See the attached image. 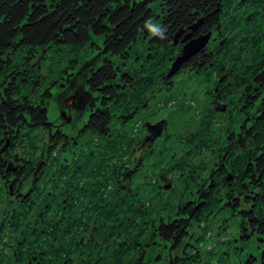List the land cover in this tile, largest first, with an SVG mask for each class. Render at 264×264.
<instances>
[{"label": "trees", "instance_id": "1", "mask_svg": "<svg viewBox=\"0 0 264 264\" xmlns=\"http://www.w3.org/2000/svg\"><path fill=\"white\" fill-rule=\"evenodd\" d=\"M199 20L193 38L214 31L224 50L196 52L174 75L213 69L231 76L232 60L242 68L232 79L236 86L247 83L245 76L264 85V67L247 70L241 53L231 51V25L237 29L246 20L252 55L264 47V0H0V187L13 197L0 209V264L31 260L28 246L50 253L60 248L50 263L90 254V264H145L144 244L151 248L155 238L167 244L157 264H212L194 230L206 234L205 223L222 211L233 219L238 241L256 249L243 264H264V106L252 128L232 132L231 171L221 166L172 211L164 207L152 216L150 200L131 188L137 135L120 126L147 109L150 93L170 85V64ZM86 46L96 59L80 69L85 119L69 135L49 122L47 109L56 91L60 101L70 92ZM207 118L195 128V151L207 147ZM177 164L181 176L186 162L180 157Z\"/></svg>", "mask_w": 264, "mask_h": 264}, {"label": "rangeland", "instance_id": "2", "mask_svg": "<svg viewBox=\"0 0 264 264\" xmlns=\"http://www.w3.org/2000/svg\"><path fill=\"white\" fill-rule=\"evenodd\" d=\"M91 42L101 44L100 39L95 35H91ZM207 42L204 46H211V48H214L218 44L217 38H213L212 40V36L209 42ZM136 46V48H139L137 50L138 53L143 50L138 43ZM260 46L257 49V54L252 55L254 52L251 53L252 51L250 50L249 53L246 51V55H243V59L249 56L248 59L251 62V66L257 65L264 59V47ZM77 56L79 65L76 69L77 72L80 71L82 64L86 60H92V63L96 59V55L87 46L80 50ZM207 70L204 69L197 73L184 71L180 75H174V77L170 78L171 83L169 82L170 85L168 87H166L167 85L161 86L158 90L148 95L147 109L138 114L136 121L133 122L135 120L133 119L127 125L120 126V129L133 128L134 134L137 135V140L135 139L136 142L134 141V147L131 151L133 156L130 167H133V171L135 172L132 174L131 188L133 187L141 200H150L151 206H149L148 210L152 216L158 215V211L165 212V210L160 211L164 207L172 211L173 207L182 203V201L178 202L180 199L184 200L188 195L192 197L195 194L196 188L200 185L204 186L205 181L210 178L209 172L214 167V163L219 156L217 154V149L220 146L217 142L218 136H221L223 133L221 131L230 125L216 119L217 113L214 112L208 115L210 118L208 122L211 123L212 127L209 128L211 131L208 133L206 141H204L207 147L200 149V151L198 149L195 151L193 147L190 148L191 144L195 143L193 136L197 137L194 134L195 128L201 123L200 115L206 112V108H209V99H204L203 93L207 86L211 85L214 77H211V73H208ZM249 73L252 72L249 71ZM81 74L84 75L80 71L73 78L72 85L69 88L70 92L62 98V101L58 99L60 92L56 91L54 93L47 109L49 122L52 125L59 126L69 135L74 134L78 126L85 119L83 108L87 97L83 93V77ZM244 80L247 82V86L253 88L255 83L252 80ZM227 86L230 87L231 84ZM251 88H249V91ZM257 101L256 105L249 108L250 97L246 96L244 98V94L240 90L231 95V126L228 128L231 129V135H233L232 131H236L240 124L246 123L244 120L252 116L250 113H254L256 106L260 103L259 100ZM60 110L63 111L65 116L70 118L69 122L65 123L60 118ZM216 110L220 112V108ZM214 118L215 120L213 121ZM146 122L152 127L147 133L141 131V126ZM117 126L119 127V124ZM199 127L201 128V125ZM200 128L197 130L201 131ZM136 130L140 132L138 133ZM145 135L153 138L146 139L142 144H139L138 139L143 138ZM42 137L46 140L45 136ZM222 141H220L221 144ZM76 153L74 152L73 155ZM180 157L186 162L181 176L175 170L179 166L177 162ZM186 158H189V160ZM189 173H191V176L188 178L186 176ZM4 192V187H0V209L4 205H10L13 200V197L5 196ZM2 215L3 213L0 210V218ZM228 215V213L222 211L213 219L208 220L205 223V227L206 225L209 227L206 234L202 235V231L194 230L195 234L203 236L200 240L202 242L200 248L206 251L203 256L206 254L210 258L209 260H212V264H218V262L219 264L223 262L225 264H239V261L243 264L245 263L246 253L256 251L252 242L241 243L238 241L239 237L234 228V221L233 219L227 220ZM221 218L223 219L221 220ZM149 238L150 236L147 235L146 240H149ZM154 242L156 246L153 245L151 248H148L149 245L144 244L145 253L148 256L145 264H157L158 260L164 258L167 253L165 251L167 244H163L158 238H155ZM25 245L27 246L26 243ZM56 246L60 245L57 244ZM33 247L28 246L26 248L28 256L33 258L32 263L35 260L38 261L40 252L39 249L35 250ZM3 248L0 247V250H3ZM58 249L60 248H54L52 253H50L51 251H43L42 253L51 260V256L56 255L55 252ZM71 250H73V247L70 248L69 252ZM174 256H178V254L173 255V259ZM68 258L70 260H65V258V261L62 263L57 260L55 264H90L91 255H72V257ZM214 259L215 261L213 262ZM166 262H169V258ZM203 263L205 264V262ZM23 264L29 263L25 262Z\"/></svg>", "mask_w": 264, "mask_h": 264}, {"label": "flooded vegetation", "instance_id": "3", "mask_svg": "<svg viewBox=\"0 0 264 264\" xmlns=\"http://www.w3.org/2000/svg\"><path fill=\"white\" fill-rule=\"evenodd\" d=\"M237 17V15L235 16V13L231 10V23L233 25V22H235V18ZM241 18V17H239ZM260 26H261V30H262V38H261V42L264 41V22H259ZM231 25V51H233V54H238L241 53V58H239V64L241 67L247 68V70L250 68V70L253 69L256 70L257 72H262L261 70H258L260 67H264V59H262V62L260 61L257 65H253L251 66V62L248 59L249 56H246L245 59H243V55H246L245 52L247 51L248 53L251 50L252 44L251 41L253 38V28H251V23L249 21H244L243 23L239 21V26L236 28H234V26ZM195 32H193L190 36V38H193L195 36ZM212 36V40L213 38H217L218 40V44L214 47L211 48V46H203V48L201 50H199L194 56H196L197 54H202L203 56L206 55L207 52H210L213 55H217L221 50H224V46L221 45L222 40L221 37L214 31L210 32V37ZM216 36V37H215ZM209 37V39H210ZM208 39V42H209ZM188 39H185L182 42H187ZM207 42V43H208ZM207 45V44H206ZM239 45V46H238ZM218 62L214 59L213 61H211L208 65L209 66H213L214 64H217ZM234 64V65H233ZM238 65V64H237ZM231 69H233L234 71L231 70V76L228 73H224V75H222V77H220V73H217L213 71V69L211 70V72L209 70L208 73H211V77H214L213 81L211 82V85L207 86V88L205 89V92L203 93V98L204 99H209V108H206L204 113H202L200 115L201 119L200 122L204 121L203 118L204 116H208L210 113L214 112L217 113L216 114V119L223 121V123L230 125L231 126V95L233 93H236L237 90H240V92H242L244 94V98L246 96L250 97V102H249V108H252L253 105H256L258 102L257 100L260 101V103L256 106L254 113H250L252 114L251 117H248L246 120V123L243 122L242 124H240L238 126V129L236 131H232L234 134L235 133H239L242 131L241 129L243 128L242 126H244V128H252L253 123L252 120L254 118H259V112L263 110V106H264V85H262V83L257 84L255 81H253L255 84L253 86V88H251L250 86H247V83H245L246 81L244 79H247L248 81L250 80V78L248 76H245L243 78V83H245L244 85H238V87L233 83L232 79L235 75H239L242 76L240 74L241 69L242 68H238L236 66V61L233 63L231 60ZM237 70V71H236ZM227 74V75H226ZM251 81V80H250ZM231 84V86H227ZM225 85V86H224ZM237 87V88H235ZM210 88V89H208ZM241 88V89H239ZM249 88H251V90L249 91ZM251 102H253L252 106H251ZM220 108V112L217 111L216 109ZM220 113V115H219ZM208 120V118H207ZM214 120V119H213ZM229 126V127H230ZM229 127L226 126V128L224 130H222L221 132H223L221 134V136L219 135L217 139L218 144L220 145L217 149V154L219 155L217 157V161L214 163V167L210 170L209 172V176L212 177L216 174L219 173V169L222 166V169H226L228 172L231 171L230 169V156H231V129H228ZM151 126L148 125V123H144L141 126V131H144L145 133L150 131ZM243 128V129H244ZM145 140L146 139H150L151 137H148L147 135H145ZM234 136V135H232ZM153 138V137H152ZM151 138V139H152ZM210 139V138H209ZM222 144L220 143L221 140ZM220 140V141H219ZM264 155V153H263ZM225 157H228L224 162H222V160H224ZM43 251L39 252V258L38 261L35 260V263H32L31 261L33 260V258L28 262L29 264H55V262L52 261V263H50V259L48 256H44ZM45 252H48L45 251ZM54 259L53 257H51V260Z\"/></svg>", "mask_w": 264, "mask_h": 264}, {"label": "water", "instance_id": "4", "mask_svg": "<svg viewBox=\"0 0 264 264\" xmlns=\"http://www.w3.org/2000/svg\"><path fill=\"white\" fill-rule=\"evenodd\" d=\"M199 22H200V20L190 27L191 32H194L196 30V28L199 25ZM181 32L182 31L179 30L177 33H175V35L173 37L174 43H175L177 37L180 35ZM191 32H189L182 39V41L185 39H188V41L184 43V45L181 49V53L177 57H175V59L171 62L169 70L166 74L167 77H172L179 70L180 65L182 63H184L186 60H188L189 57H191L196 52H198L205 45V43L207 42L208 37L210 35V33L208 32L205 35H200V36H197L195 38H190ZM77 73H79V71ZM59 116H60V118H62L64 120L65 123L69 122V120H70V118L68 116L64 115L62 110H60Z\"/></svg>", "mask_w": 264, "mask_h": 264}]
</instances>
